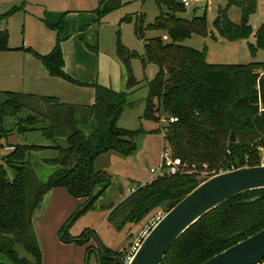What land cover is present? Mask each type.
Here are the masks:
<instances>
[{
    "label": "trees",
    "instance_id": "obj_1",
    "mask_svg": "<svg viewBox=\"0 0 264 264\" xmlns=\"http://www.w3.org/2000/svg\"><path fill=\"white\" fill-rule=\"evenodd\" d=\"M156 3L161 13L153 23L144 26L142 15L135 23V35L143 41L144 53L130 51L120 39L116 51L126 70L128 91L140 84L132 70L134 59H139L144 66L154 64L159 68L155 79L147 82L149 94L143 118L159 121L158 114L165 112L177 119L167 126L165 137L171 143L174 157L184 164L197 168L207 165L213 169L226 162L230 149L234 153L230 158L232 170L260 166L258 156L244 158L246 151L257 141L264 144V62L208 63L205 51L181 44L193 34L209 36L206 12L189 20L178 16L186 8L176 0H156ZM257 5L258 0H229L227 6L219 7L213 22L216 32L229 42L249 40L256 34L254 42L248 44L253 57L258 51H264V22L256 32L250 23ZM231 6L241 11L239 23L229 17ZM107 11L103 9L100 12ZM59 27L61 29V22ZM147 30L165 31L169 42H165L163 37L146 39ZM60 42L58 38L47 55L35 54L52 76L79 83L65 72ZM8 43V31L0 30V51L10 50ZM86 44L98 52V45ZM94 86L98 93L92 108L69 106L54 97L4 93L6 100L0 107V150L5 145L3 140L15 131L5 128V118L18 117L28 109L21 103L23 99L38 100L46 106L56 105L62 111L46 115L30 111L27 118L19 119L18 132H42L52 141L63 137L67 146L51 147L59 155L48 160L47 164L57 166V170L46 182L38 180L27 162L31 152L46 147L9 145L13 151L0 158V254L7 259L0 264H42L33 219L44 197L53 189L62 187L71 196L86 199L70 219V228L81 215L95 208L97 200L112 185V179L106 172L95 170V159L110 151L129 157L137 150L135 139L140 131L119 129L116 124L121 110L127 106L128 92ZM233 132L238 142L230 145L228 140ZM201 183L191 175L157 177L145 187L133 191L117 206H112L107 221L120 232L128 224L141 223L158 207L170 211ZM263 229L264 189L244 193L210 211L191 226L174 243L162 264H202ZM92 236L98 241L97 248H88L87 254L95 252L99 264H119L123 252L106 248L92 231L78 237L64 235L61 238L67 243L84 246Z\"/></svg>",
    "mask_w": 264,
    "mask_h": 264
},
{
    "label": "rangeland",
    "instance_id": "obj_2",
    "mask_svg": "<svg viewBox=\"0 0 264 264\" xmlns=\"http://www.w3.org/2000/svg\"><path fill=\"white\" fill-rule=\"evenodd\" d=\"M176 1L181 3L182 0ZM228 3L229 0H201V2L186 8L184 13L178 14V16L192 20L194 17L203 16L206 12L209 32L208 37L193 34L181 44L205 51L206 61L210 64H249L256 59L252 56L248 46L243 41L229 42L225 40L213 27L219 7H225ZM103 9L108 11L101 13L100 11ZM163 11L166 9L163 8ZM160 13L161 9L156 0H0V30L8 31L10 48L8 51H0V107L6 100L4 94L6 92L38 97H54L46 92H57L56 90L60 92V86L46 84L37 78L41 71L42 61L35 54H49L58 38L61 39L60 45L67 66L77 67V62H82L86 65V70L92 71L91 74H87V77L89 76V79L96 78L94 76H96L100 61L102 60L107 66L110 59L115 58L119 39L130 51L141 55L144 53L143 41H140L135 35L137 17L144 16V26H147L153 23ZM228 14L233 22H240L241 11L238 7L231 6ZM60 22L61 29L57 28ZM263 22L264 0H258L256 12L251 16L250 23L256 32ZM50 26L54 28L52 29ZM154 37H163L165 40L167 35L165 31L147 30L145 32L146 39ZM249 40L254 39L250 38ZM165 42H169V39ZM86 43L98 45V52L89 49ZM257 57L260 60L258 62H264V51H258ZM131 65L133 74L140 84L131 91L126 90V85L120 89L122 92H128L127 106L121 110L116 124L119 129L140 131L135 139L137 150L129 157H123L110 151L95 159V170L106 172L112 179V185L97 200L95 208L89 209L81 215L70 228H68L70 219L86 201L80 202L75 210L68 213L62 222L61 229L59 225L60 211L57 210L59 207L57 203L52 204L44 216L39 214L40 210L35 212L34 218L38 234L36 235L39 237L37 238L42 252V264H99L95 252L87 254L88 248H97L98 241L94 236L84 246L67 243L61 237L64 235L78 237L86 231H92L106 248L121 253L131 245L147 220L165 209L164 207L154 209L141 223L128 224L120 232H117L107 221L112 206H117L133 191L139 187H145L157 178L151 173V169L161 165L165 149L171 150V143L166 140L165 131L167 126L172 123L171 119L174 118L165 112L158 114L159 121L143 118L149 94L147 82L155 79L159 68L154 64L144 66L139 59H134ZM68 69L65 68V72L70 75ZM64 85L67 84L64 83ZM72 89L74 92L68 91L66 94L69 96L71 93L76 100L77 90H75L76 88ZM87 91L89 90H82L78 95L80 99L77 100L81 106L92 108L95 104L96 93H93L92 90ZM21 101L27 105L29 110L24 109L18 117L8 116L5 118V128L15 131L10 139L3 140L5 145L0 150V158L13 151V147H9L10 144L46 147L31 152L29 161H27L30 163L29 167L37 174L38 180L46 182L49 174H53L57 170V166L51 163L47 164L48 160L59 155V152L51 147L60 145L65 148L67 140L59 137L52 141L38 131L21 134L17 130L18 122L19 119L27 118L30 111H38L46 115L52 111L60 113L62 110L56 105L46 106L38 100L23 99ZM72 102L78 104L77 101L73 100ZM8 140H10V144H8ZM237 142L236 135L235 143ZM228 143L235 144L230 143V140ZM228 150L231 151L228 152L230 157L226 155L228 158L224 164L223 162L219 163L213 169L197 168V172L191 176L204 182L215 176L214 172L218 175L220 172L232 171L230 158L234 153L232 154V150ZM246 153V157L243 155L244 159L258 156L261 165L264 144L257 141ZM242 154L244 153L242 152ZM8 173L11 179V171ZM69 197H71L73 205H75V200H80L73 196ZM68 201H65L64 206L70 207ZM20 254L25 255L23 251H20ZM6 260L0 254V261Z\"/></svg>",
    "mask_w": 264,
    "mask_h": 264
},
{
    "label": "water",
    "instance_id": "obj_3",
    "mask_svg": "<svg viewBox=\"0 0 264 264\" xmlns=\"http://www.w3.org/2000/svg\"><path fill=\"white\" fill-rule=\"evenodd\" d=\"M252 37L256 39L257 35ZM235 142L233 132L230 143ZM261 189H264V165L239 167L207 179L168 211L130 264H162L174 243L207 213L244 193ZM263 261L264 229L202 264H261Z\"/></svg>",
    "mask_w": 264,
    "mask_h": 264
},
{
    "label": "crops",
    "instance_id": "obj_4",
    "mask_svg": "<svg viewBox=\"0 0 264 264\" xmlns=\"http://www.w3.org/2000/svg\"><path fill=\"white\" fill-rule=\"evenodd\" d=\"M254 40H251V41L250 40H242V41L244 42V44H246V46H248V44L254 42ZM257 55H258V53L254 57L256 60H254L253 62L260 61L258 59ZM77 63H78L77 67H72L71 65L68 67L66 62H65V68L66 69L69 68L68 70L70 71L69 72L70 75L75 80L79 81V83H73V82H70L64 78L52 76L49 73L46 66L42 63V65H40L41 71H40V74L38 75L37 78L46 84H49V85L52 84V86H54L53 84H56V86H60V92L58 90H56L57 92H46V94L53 95L54 97H57L59 99V101L63 104H66L69 106H74L77 108H82V107H88V106H81L78 102L79 100H77V99H80L78 95L80 92H82V90H89L87 92H90V90H92L93 93H96V96L94 98V100L96 102L98 90L94 85H98V86H101V87H104L107 89H111L115 92H122V91H120V89H123V87L126 85V90L128 91L126 70H125V67L122 64V62L117 58V56H115V58L110 59L109 65H107V66H105V63H103V61L101 60L99 63V68L96 71V76H94L96 78H91V79H89V76L87 77V74H91L92 71L86 70L85 69L86 65L84 63H82V62L81 63L77 62ZM79 69H83V70H79ZM64 83L67 85H64ZM67 86H69V87H67ZM72 88H76L75 90H77L76 91V95H77L76 100L74 97H72L73 95H71V93L69 96L66 94V92H68V91L74 92V89H72ZM73 100L77 101L78 104H75L74 102H72ZM10 137H9V139H10ZM9 141L10 140H8V144H10ZM10 145H16V144H10ZM50 175L51 174H49V176ZM69 196H71V195H69L66 188L54 189L48 193V195L46 196V200L37 209V211L40 210L39 214L44 216L46 214V211L48 210V208L52 204L54 205L55 203H57L58 206L60 207V208L58 207L57 210H58V212L60 211V223H59V225H60V229H61V226L63 224L62 222L68 216V213L71 210H75V208L78 207L80 202L83 203L86 201V199H80V200L77 199L78 201L75 200V205H73L72 199ZM68 200H70V201H68ZM65 201L70 202V207L64 206ZM64 207L68 208L69 210H67L66 208L63 210ZM33 223H34V228H35V231L37 234V226H36L37 224H36L35 218L33 219Z\"/></svg>",
    "mask_w": 264,
    "mask_h": 264
},
{
    "label": "built area",
    "instance_id": "obj_5",
    "mask_svg": "<svg viewBox=\"0 0 264 264\" xmlns=\"http://www.w3.org/2000/svg\"><path fill=\"white\" fill-rule=\"evenodd\" d=\"M199 2H201V0H182L181 4L185 8H188ZM167 39L168 37H165V40ZM262 111L263 107L262 105H260V112ZM176 121L177 119H171L172 123ZM261 165H264V156L262 157ZM203 167L208 168L207 165H203ZM196 172L197 167H195L194 165L189 166L188 164L182 163L180 159L174 157L172 150L168 149H165L163 152L161 165L151 169V173L157 177H163L165 175H191L195 174ZM221 173L223 172H220L218 174ZM214 175H217V173L214 172ZM167 213L168 212L165 210L159 211L147 220L144 227L136 235L131 245L128 246L126 250L122 253V257L119 260V264H130L132 262L144 241L147 239L153 229L164 219Z\"/></svg>",
    "mask_w": 264,
    "mask_h": 264
}]
</instances>
